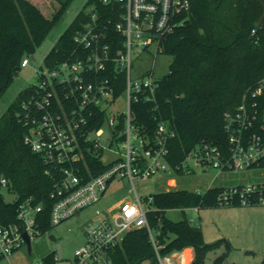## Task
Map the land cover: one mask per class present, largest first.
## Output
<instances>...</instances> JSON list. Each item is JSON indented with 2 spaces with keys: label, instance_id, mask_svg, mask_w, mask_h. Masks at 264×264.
<instances>
[{
  "label": "built area",
  "instance_id": "1",
  "mask_svg": "<svg viewBox=\"0 0 264 264\" xmlns=\"http://www.w3.org/2000/svg\"><path fill=\"white\" fill-rule=\"evenodd\" d=\"M99 1L119 5V19L114 21L112 14L104 21L93 6L88 8L89 18L72 36L78 49L54 66L36 70L37 81L17 112L25 126L23 142L41 154L46 163L59 167L49 195L53 202L47 220L54 226L78 216L82 208L104 196L112 181L124 179L131 185V197L83 224L85 242L75 249L71 264H110L108 251L136 228L148 230L158 264H182L183 250L164 256L158 253L146 216L152 195L141 197L135 182L158 173L175 172L177 168L188 173L192 171L190 163L219 171L264 167V109L260 106L264 76L245 91L234 112L225 113L227 147L220 149L202 142L174 167L168 160V143L174 130L159 120L149 135L132 122L131 104L154 101L158 79L151 70L133 77L131 66L133 55L151 46L154 52H161L162 38L183 23L180 15L189 9L192 0ZM29 61V56H24L20 66H27ZM120 75L124 85L118 92ZM121 96L124 108L118 110ZM92 123L99 124L90 128ZM103 137L108 141L106 146L101 143ZM118 143L120 148L115 149L114 144ZM105 150L115 153L108 163L101 159ZM87 155L105 168L92 175ZM0 186H6L4 178H0ZM254 193L258 195L256 202L264 204V182L225 187L218 198L221 203L230 204L238 197L241 204H248ZM42 211L43 205L28 197L18 204L15 221L0 223V257L21 247L30 253L31 242L48 234L39 226L44 220ZM24 234L30 241L29 251ZM47 254L52 255L53 264L63 260L55 249ZM34 264H43L42 258Z\"/></svg>",
  "mask_w": 264,
  "mask_h": 264
},
{
  "label": "trees",
  "instance_id": "2",
  "mask_svg": "<svg viewBox=\"0 0 264 264\" xmlns=\"http://www.w3.org/2000/svg\"><path fill=\"white\" fill-rule=\"evenodd\" d=\"M53 1L54 11L45 15L36 0H0V98L21 67V59L32 55L70 2ZM91 6L104 21L112 14L114 21L119 19V5L87 0L45 55L44 66L52 67L78 49L72 36L89 18L86 12ZM261 13L258 0H192L189 9L180 15L183 23L162 38L161 52L171 56L168 72L158 79L154 101L133 102L131 110L132 122L140 132L153 134L159 120L174 130L168 143L172 166L179 165L202 142L220 149L227 147L225 113L234 112L245 91L264 76V30L255 27ZM32 85L22 89L0 115V178L5 179L7 192L15 195L14 199L5 200L0 186V223L15 221L18 204L30 197L33 203L43 205L44 220L39 226L45 233L52 227L47 220L53 202L49 195L59 176V167L46 163L41 154L23 142L25 126L17 112ZM123 85L120 75L118 92ZM260 106L264 109V99ZM98 124L92 123L90 128ZM87 157L92 175L105 168L95 157ZM175 173L184 172L177 168ZM237 186L240 188L241 184ZM224 188L211 186L203 193L174 188L151 194L146 216L161 256L192 247L191 264H203L206 252L215 244L204 242L199 225L186 217L171 220L165 211L243 205L238 197L230 204L221 203L218 197ZM257 196L252 194L248 205L258 204ZM108 255L110 264H158L146 228L129 231ZM42 260L43 264L54 263L50 254Z\"/></svg>",
  "mask_w": 264,
  "mask_h": 264
},
{
  "label": "rangeland",
  "instance_id": "3",
  "mask_svg": "<svg viewBox=\"0 0 264 264\" xmlns=\"http://www.w3.org/2000/svg\"><path fill=\"white\" fill-rule=\"evenodd\" d=\"M86 1L70 0L60 21L50 29L35 48L32 58L29 57V64L19 68L1 96L0 115L22 89L36 83V70L43 69L45 55L76 14L83 9ZM36 2L45 15H50L56 7L53 0H36ZM170 62V55L154 52L151 46L148 50L133 55L131 74L137 77L151 70L153 77L160 79L167 74ZM117 103L118 110L124 108L122 96L118 98ZM101 143L106 146L108 141L103 137ZM114 148H120V143L114 144ZM114 157V152L105 150L101 159L103 163H108ZM189 165L192 171L188 173H158L145 180L137 179L135 187L138 194L141 197H147L155 192L174 188L203 193L211 186L232 187L242 183L264 182V167L242 171H219L208 166L192 163ZM129 188H131L130 183L124 179L112 181L99 201L82 208L78 216L73 215L52 226L48 234L34 239L31 242L30 253L25 247H21L7 257H1L0 264L37 263L45 254L54 249L56 243H59L62 249L63 260L59 261V264H71L74 261L75 249L85 242L83 224L98 213L114 207L119 201L128 200L132 195ZM1 191L5 200L14 199L15 195L7 192L5 188ZM165 216L171 220L186 217L192 224L200 226L205 243L215 244L206 252L203 264H264V204L192 207L184 210L171 208L165 211ZM49 235H53L56 240L52 241ZM187 262H189L188 256H183L182 263Z\"/></svg>",
  "mask_w": 264,
  "mask_h": 264
},
{
  "label": "water",
  "instance_id": "4",
  "mask_svg": "<svg viewBox=\"0 0 264 264\" xmlns=\"http://www.w3.org/2000/svg\"><path fill=\"white\" fill-rule=\"evenodd\" d=\"M258 1L260 2L261 6H262V13L259 16V18L257 19V21L255 22V27L258 28V29H263L264 28V0H258ZM30 58H32V55H30ZM24 238H25V241H26L27 249L29 251L30 250V241H29V239L27 238V236L25 234H24ZM49 238L52 241L56 240L53 235H49ZM54 249L57 252L58 257L60 258L61 254H62L61 245L59 243H56L55 246H54Z\"/></svg>",
  "mask_w": 264,
  "mask_h": 264
},
{
  "label": "crops",
  "instance_id": "5",
  "mask_svg": "<svg viewBox=\"0 0 264 264\" xmlns=\"http://www.w3.org/2000/svg\"><path fill=\"white\" fill-rule=\"evenodd\" d=\"M243 184V183H242ZM183 250V256H188V258H189V260H190V263L189 264H191V259H192V257H193V254H194V252H193V248L192 247H186V248H184V249H182ZM182 264H188V262L187 263H182Z\"/></svg>",
  "mask_w": 264,
  "mask_h": 264
}]
</instances>
